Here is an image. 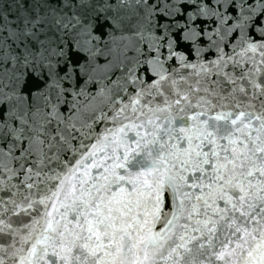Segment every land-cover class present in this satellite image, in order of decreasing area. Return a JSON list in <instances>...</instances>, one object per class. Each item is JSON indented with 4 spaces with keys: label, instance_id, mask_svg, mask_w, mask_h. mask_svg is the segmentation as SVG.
Wrapping results in <instances>:
<instances>
[{
    "label": "snow or ice",
    "instance_id": "snow-or-ice-1",
    "mask_svg": "<svg viewBox=\"0 0 264 264\" xmlns=\"http://www.w3.org/2000/svg\"><path fill=\"white\" fill-rule=\"evenodd\" d=\"M0 264H264V0H0Z\"/></svg>",
    "mask_w": 264,
    "mask_h": 264
}]
</instances>
